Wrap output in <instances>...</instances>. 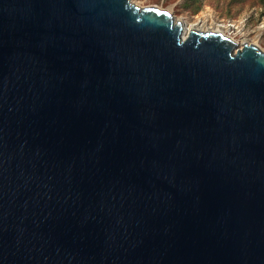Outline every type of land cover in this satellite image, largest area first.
<instances>
[{
  "label": "water",
  "instance_id": "water-1",
  "mask_svg": "<svg viewBox=\"0 0 264 264\" xmlns=\"http://www.w3.org/2000/svg\"><path fill=\"white\" fill-rule=\"evenodd\" d=\"M132 0H0V264H264V51Z\"/></svg>",
  "mask_w": 264,
  "mask_h": 264
},
{
  "label": "rangeland",
  "instance_id": "rangeland-1",
  "mask_svg": "<svg viewBox=\"0 0 264 264\" xmlns=\"http://www.w3.org/2000/svg\"><path fill=\"white\" fill-rule=\"evenodd\" d=\"M132 2L141 7L156 6L168 10L176 21L189 17L191 20L223 24L231 30L232 38L241 41L240 44L254 42L264 51V0H132Z\"/></svg>",
  "mask_w": 264,
  "mask_h": 264
},
{
  "label": "bare ground",
  "instance_id": "bare-ground-1",
  "mask_svg": "<svg viewBox=\"0 0 264 264\" xmlns=\"http://www.w3.org/2000/svg\"><path fill=\"white\" fill-rule=\"evenodd\" d=\"M162 9V8H161ZM182 23L183 25V32H184V37L186 38L189 33L193 30H200V31H204V32H215V33H221L225 36H228L233 39L235 42H237L240 46H242L243 44H240L241 41H236L235 38H232L233 34L231 33V30H228L227 27L223 24H219L217 22H213V23H208L204 20H199V19H190L189 17H184L182 20H178ZM227 34V35H226ZM249 43H251L250 41H248ZM252 44H255L254 42Z\"/></svg>",
  "mask_w": 264,
  "mask_h": 264
}]
</instances>
